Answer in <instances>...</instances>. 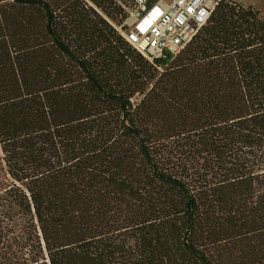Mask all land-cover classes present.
<instances>
[{"label": "trees", "instance_id": "trees-1", "mask_svg": "<svg viewBox=\"0 0 264 264\" xmlns=\"http://www.w3.org/2000/svg\"><path fill=\"white\" fill-rule=\"evenodd\" d=\"M120 16L0 0V264H264V16L152 62Z\"/></svg>", "mask_w": 264, "mask_h": 264}, {"label": "built area", "instance_id": "built-area-1", "mask_svg": "<svg viewBox=\"0 0 264 264\" xmlns=\"http://www.w3.org/2000/svg\"><path fill=\"white\" fill-rule=\"evenodd\" d=\"M89 3V0H84ZM121 9L115 31L149 62L176 55L203 27L221 0H112Z\"/></svg>", "mask_w": 264, "mask_h": 264}, {"label": "rangeland", "instance_id": "rangeland-1", "mask_svg": "<svg viewBox=\"0 0 264 264\" xmlns=\"http://www.w3.org/2000/svg\"><path fill=\"white\" fill-rule=\"evenodd\" d=\"M237 3L242 7H251L259 12L261 16H264V0H229ZM161 72V70H159Z\"/></svg>", "mask_w": 264, "mask_h": 264}]
</instances>
